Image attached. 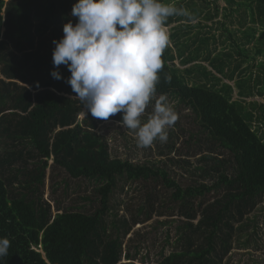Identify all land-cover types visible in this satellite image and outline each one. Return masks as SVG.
I'll return each instance as SVG.
<instances>
[{
  "label": "trees",
  "instance_id": "obj_1",
  "mask_svg": "<svg viewBox=\"0 0 264 264\" xmlns=\"http://www.w3.org/2000/svg\"><path fill=\"white\" fill-rule=\"evenodd\" d=\"M75 2L0 0V139L14 146H30L28 154L37 158L30 168L12 167L22 160L23 149L11 150L0 159V237L10 240L8 255L0 258V264L118 263L120 233L114 237L108 233L106 218L118 186L136 181L153 186L149 184L145 191L138 214L119 220L121 235L140 221V214L146 220L153 213L161 214L158 208H171L184 218L180 219L183 246L163 255L157 264H217V258L230 248L233 221L242 220L264 196V138L252 127L264 112V104L258 105L260 115H255L244 101L232 99L228 83L218 87L220 78L204 65H198L202 74L216 82L190 83L173 63L175 56L167 46L157 94H172L195 113L200 128L231 154L234 173L220 172L211 184L182 186L163 168L111 157L106 139L95 131L103 121L86 115L80 101L71 98L76 94L65 83L70 76L66 66L59 68L62 79L50 74L54 69L52 41L63 36L65 23L76 22L71 16ZM237 4L248 5L252 12L254 4L264 20V0ZM192 59L195 57H187L188 62ZM165 76L171 81L166 82ZM251 105L254 108L256 103ZM110 119L117 122L121 115ZM48 159L71 178H84L92 185L90 193L83 196L91 203L88 208L57 205L53 213L42 199ZM158 184L169 191L161 201L154 192ZM211 192L218 194L209 204L202 207L201 201L196 203ZM197 215L200 218L194 224ZM116 224L113 221L111 225L116 228ZM222 228L225 235L220 236ZM194 235L203 237L202 242L197 243ZM124 257L128 261L120 264H134L131 254Z\"/></svg>",
  "mask_w": 264,
  "mask_h": 264
},
{
  "label": "rangeland",
  "instance_id": "obj_2",
  "mask_svg": "<svg viewBox=\"0 0 264 264\" xmlns=\"http://www.w3.org/2000/svg\"><path fill=\"white\" fill-rule=\"evenodd\" d=\"M164 2L174 3L189 13V16L170 17L165 25L170 36L168 46L175 56L173 63L179 72L190 83L207 82L212 85L216 79L204 76L202 69L198 67L204 65L220 78L218 87L228 83L232 88V99H241L247 108L253 109L255 115H260L258 105L264 104V20L259 18L255 5L251 4L252 12L248 5L237 4L250 3V0ZM188 18L193 20L188 22ZM172 35H175L174 38ZM205 37L208 38L207 41ZM187 57H195V60L188 62ZM215 59L218 62L212 63ZM158 96L157 94V98ZM165 96L178 114L175 125L168 130L167 142L161 143L157 140L149 148H138L133 133L110 119L98 123L95 130L106 139L110 156L148 164L153 168H163L169 177L182 186L211 184L220 172L232 175L235 167L231 154L218 147L208 133L200 128L191 109L181 104L174 95ZM253 102L256 103L254 108L251 105ZM151 111L150 105L142 119L146 120ZM82 117L83 114H80L79 119ZM252 127L257 128L264 138V112L259 120L252 122ZM17 149H23V158L12 167L33 166L37 158L28 154L30 146H14L6 139H0V159L6 158L9 151ZM51 162L48 159L42 199L50 204L53 213L57 212V205L61 208H88L91 203L83 199V196L90 193L92 185L84 178H71L62 167ZM5 173H8L7 170ZM149 184L153 186L151 183L145 186L141 181L124 182L112 195L113 208L106 220L108 233L112 237L117 231L120 233L122 254L116 264L128 261L124 257L125 253L133 256L131 261L134 264H157L163 255L180 250L183 246L181 236L184 230L180 219L184 218L171 208H158L161 214L153 213L146 220L140 214V221L125 236L121 235L123 227L119 220L138 214L137 209L144 204L145 191ZM15 186L20 187L19 184ZM154 192L160 197L158 201L169 193L161 184L155 186ZM217 194L211 192L204 198H198L196 203L201 201L203 207L217 197ZM199 218L197 215L192 222L197 223ZM113 221L117 222L116 228L111 225ZM233 225L230 248L220 259L217 258V264H264V196L242 220L233 221ZM223 230L224 228L219 232L220 236L225 235ZM202 238L194 235L197 243L202 242ZM216 242L218 249L219 240Z\"/></svg>",
  "mask_w": 264,
  "mask_h": 264
},
{
  "label": "clouds",
  "instance_id": "obj_3",
  "mask_svg": "<svg viewBox=\"0 0 264 264\" xmlns=\"http://www.w3.org/2000/svg\"><path fill=\"white\" fill-rule=\"evenodd\" d=\"M71 16L76 22L65 23L63 36L52 41V78L62 79L59 68L66 66L65 83L85 114L101 121L120 114L117 123L133 133L138 148L166 143L178 114L165 95L157 98L170 42L165 24L170 17L189 16L188 11L164 0H76ZM9 247L10 240L0 237V258Z\"/></svg>",
  "mask_w": 264,
  "mask_h": 264
},
{
  "label": "crops",
  "instance_id": "obj_4",
  "mask_svg": "<svg viewBox=\"0 0 264 264\" xmlns=\"http://www.w3.org/2000/svg\"><path fill=\"white\" fill-rule=\"evenodd\" d=\"M228 2H230V1H228ZM193 20V18L191 19V20H188V22H190V21H192Z\"/></svg>",
  "mask_w": 264,
  "mask_h": 264
}]
</instances>
